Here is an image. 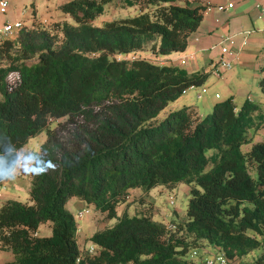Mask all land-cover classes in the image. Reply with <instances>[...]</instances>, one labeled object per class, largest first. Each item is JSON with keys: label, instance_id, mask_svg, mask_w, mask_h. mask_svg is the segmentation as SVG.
Instances as JSON below:
<instances>
[{"label": "trees", "instance_id": "trees-1", "mask_svg": "<svg viewBox=\"0 0 264 264\" xmlns=\"http://www.w3.org/2000/svg\"><path fill=\"white\" fill-rule=\"evenodd\" d=\"M110 1L62 0L54 27L30 19L0 40V133L24 148L45 131L40 151L53 163L30 175L28 201L0 202V249L12 253L0 264H204L188 256L201 244L238 259L260 247L254 264H264V139L241 149L262 122L261 105L237 106L229 95L207 114L186 104L159 116L208 70L125 57L148 43L155 54L184 50L206 4L123 0L142 7L94 24ZM260 82L264 90V74ZM182 181L190 197L174 229L124 210L89 236L93 252L79 247L68 199L92 204L100 222L117 215L132 187ZM42 221L50 234L37 233Z\"/></svg>", "mask_w": 264, "mask_h": 264}, {"label": "rangeland", "instance_id": "rangeland-1", "mask_svg": "<svg viewBox=\"0 0 264 264\" xmlns=\"http://www.w3.org/2000/svg\"><path fill=\"white\" fill-rule=\"evenodd\" d=\"M61 1L62 0H11L7 12L0 13V22L6 19V16H8L9 20L20 18L22 17V11L26 10L28 11V17L31 18L32 22L34 21L36 24H41L47 26L48 28H52L56 24L54 23L56 20L59 21L64 19L61 16L63 13L58 7V4ZM140 7H142L141 3L128 6L123 2V0H111L104 6V10L92 22L99 25L102 24V22L106 19L132 15L139 11ZM43 19H45V21ZM191 42V40L188 41L187 49L185 48L181 51H172L168 54L153 53L150 43H148L142 49L136 51L135 53L128 54L125 57L132 58L133 56H136L145 57L155 62L164 61L174 65L182 66L188 72L200 68H205L208 70L207 78L201 84L193 85L185 92L181 93L178 98L169 102L168 105L160 111L159 116L164 115V112L167 109H176L186 104L196 107L198 112L202 115L207 114L212 111L213 105L216 101L224 99L229 95H232V99L237 106L241 105V103H243V101L247 98L250 101L261 105L263 113L262 122L259 126L248 131L251 140L241 145L242 150H248L252 143L264 139V90L262 89L260 82L261 77L264 74L261 70L264 56L263 58H259V60L255 58L246 59L245 56H247V54H243L242 51H239L238 57L241 59L240 62L238 63V61H236L237 63L234 62L231 67L225 68L222 67L219 62L220 57H222L220 56V45L214 44L211 48H209L210 56L208 53L203 55L198 51V55H193V57L190 58L186 64H183L180 62L179 55L193 54L189 53ZM223 56L226 57L227 54L224 53ZM211 58L213 61H215L214 64L216 68H213L216 70L214 71L212 67H210L209 63ZM35 59L36 56L30 57L27 59V62H32ZM13 74H15V72L10 71L7 74V77L9 78ZM202 86L206 88L205 92H201ZM215 93H218L219 97H216ZM45 138V131H42L36 136L30 137L28 142L25 144V147L30 148L34 145L40 146ZM250 173L253 176H256V171L254 168L250 169ZM20 176H23V179L26 181V183L22 185V189L17 193L16 197L21 201H27L29 199L31 181L29 180V185L26 187L28 184L26 175L21 174ZM3 184L7 186L8 183L3 182ZM25 187L26 189L24 191ZM141 192V187H132L130 189V195L127 197V199L131 200L127 202V207L124 209L123 205L118 206L117 215L109 219H102V221H100V226L104 227L107 225H112L118 220V216H120L124 210L127 211L128 215H133L137 213L138 210L142 209V211L151 214L153 220L165 225L168 222L177 223L178 221L185 219L186 206L190 197V185L188 183L182 181L173 187L162 185L153 187L150 189L149 195L147 196V202L140 206L139 203H141L142 200H145L143 196H140ZM170 195L173 196L172 202L169 201ZM75 199L77 198L72 197L68 199L66 202V207L72 211L77 221L79 228V245L88 249L90 245L93 244L91 239H89V236L93 233L96 227L94 219L96 210L92 204H88L87 206L86 202L84 201L85 203L82 205V207H88L90 211L85 213L83 216H78L77 210L79 207L76 208L73 204ZM37 232L40 235L50 234L51 228L48 225V222H40ZM201 246L202 244L199 245L198 248H201ZM193 247L188 248V256L190 250H192ZM260 253L261 248L258 247L249 254L243 256V259L246 262L254 263V260Z\"/></svg>", "mask_w": 264, "mask_h": 264}, {"label": "crops", "instance_id": "crops-1", "mask_svg": "<svg viewBox=\"0 0 264 264\" xmlns=\"http://www.w3.org/2000/svg\"><path fill=\"white\" fill-rule=\"evenodd\" d=\"M196 1L209 2L211 4V8L204 13L198 28L193 32V34L191 33V36L189 37V40L192 41L190 45L191 48L189 53H193V55H198V51H199L203 55H206V53H208V55L210 56L209 48H211L214 44L220 45V40L222 39L223 36L233 35L234 38L236 39L235 41L237 46L241 44L243 38L246 37L245 44L241 45L239 49V51H242L243 54L244 53L247 54V56H245L246 59L255 58L259 60V58H263L264 0H196ZM228 1L233 2V6L231 8H229L226 11L225 10L219 11L216 9L215 7L216 4L226 3ZM21 14L22 17L15 19H21L25 23H29L31 18L28 17V11L23 10ZM61 16L63 17V14ZM5 18L9 19L8 16H6ZM182 56H184V54L179 55L180 58ZM220 56H223L222 52H220ZM240 60L241 59L237 57L236 61H238V63L240 62ZM209 61H211L210 67H212L213 71L216 70L215 68H213L215 61H213L212 58ZM26 177L28 179V184L26 185L27 187L29 185L30 175H26ZM7 183H8L7 186H5L4 188L2 187L0 188V202L7 198L19 199L16 197V195L18 192L21 191L22 185L25 184L26 181L23 179V176L19 175L15 181L7 182ZM26 187L24 188V191ZM149 192L150 190L147 193L142 192L143 198L145 200H142V202L139 203L140 206L144 205L145 202H147V196L149 195ZM129 201L131 200L128 199L122 201L117 205V207L123 205L125 209L127 207V202ZM84 203L85 202L82 199H75L73 201V204L76 208L82 207ZM95 224H96L95 230L97 228H101L100 222H97L95 220ZM79 247L81 249L83 248L80 245ZM203 248L207 250V252L215 251V247L208 244H206ZM11 258H12L11 251L0 249V262ZM240 262L241 264H254V263L246 262L243 259V257L240 258Z\"/></svg>", "mask_w": 264, "mask_h": 264}, {"label": "built area", "instance_id": "built-area-1", "mask_svg": "<svg viewBox=\"0 0 264 264\" xmlns=\"http://www.w3.org/2000/svg\"><path fill=\"white\" fill-rule=\"evenodd\" d=\"M11 0H0V13H6L8 7L10 6ZM206 4V8L204 9V13L211 8V4L209 2H204ZM233 6L232 1H228L226 3H218L215 5L216 9L219 11H226L229 8ZM203 13V14H204ZM45 21V19H43ZM23 25V20L21 19H4L0 22V40L13 36L18 29ZM246 37L243 38L241 41V44L238 46L236 45V41L233 35H225L220 40V49L221 52L224 54H227L226 57L222 56L219 59L220 65L225 68H229L232 66V64L236 61L238 57V52L240 49V46L245 44ZM193 57V54L184 55L180 58V62L183 64H186L190 58ZM119 58V56H118ZM193 85H190L192 87ZM206 88L202 87L201 92H205ZM185 92V90H183ZM200 92V94H201ZM216 97H219V94H215ZM0 187L4 188L5 185L3 182H0ZM169 201H173V196H169ZM90 209L88 207H82L77 210L78 216H83L85 213H88ZM169 229H174L176 225L172 222H169L166 225ZM95 250L94 243L90 245L86 251L93 252ZM189 256L195 261V262H203L204 264H241L240 260L237 257H229L227 256L221 249L215 248V251L213 252H207L205 249H199L197 247L192 248L190 250ZM79 259V256L77 260ZM197 259V260H196Z\"/></svg>", "mask_w": 264, "mask_h": 264}, {"label": "clouds", "instance_id": "clouds-1", "mask_svg": "<svg viewBox=\"0 0 264 264\" xmlns=\"http://www.w3.org/2000/svg\"><path fill=\"white\" fill-rule=\"evenodd\" d=\"M51 167H53L52 161L41 154L39 145L17 148L10 137L0 133V182H13L21 174L35 176ZM204 246L201 248L204 249Z\"/></svg>", "mask_w": 264, "mask_h": 264}]
</instances>
